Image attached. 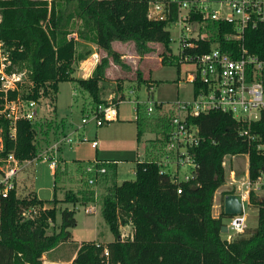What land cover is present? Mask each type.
Masks as SVG:
<instances>
[{
	"label": "trees",
	"instance_id": "trees-1",
	"mask_svg": "<svg viewBox=\"0 0 264 264\" xmlns=\"http://www.w3.org/2000/svg\"><path fill=\"white\" fill-rule=\"evenodd\" d=\"M151 3L77 0L75 9L68 11L56 0H0V40L11 54L10 70L26 71L33 84L26 98L55 101L59 85L74 81L90 96L95 110L111 104L118 108L126 100L124 93H120L117 103L106 101L101 93L111 61L123 65L114 42H133L139 56L154 51L150 44H161L162 64L176 65L168 27L177 19V7L172 6L168 19L153 20L149 17ZM77 20L81 24L72 32ZM216 26L227 31L225 24ZM88 44L96 45L107 55L90 78H75V64L93 55ZM246 45L250 52L264 57V26L247 31ZM137 81L147 83L148 91L153 88L141 72H137ZM153 95L154 91L150 99ZM160 109L155 104L168 139L169 117L161 115ZM38 121H20L16 142L11 140L5 124L3 155L14 152L21 161L36 159ZM137 122L140 140L145 128L141 127L140 118ZM195 122L201 131L194 150L198 167L189 181H177L161 173L157 161L146 160L137 162L134 181L120 186L115 183L108 190L102 201V216L116 240L107 245L83 242L66 254L65 246L73 237L70 230L77 226L75 213L68 208L61 211L60 231L49 233L51 224L57 221L59 204L94 202V191L84 193L83 199L68 191L63 200L52 201L41 200L35 193L21 197L17 191L5 198L0 196V264H264V199L259 201L251 191L249 202L258 208V226L231 240L222 236L224 219L231 216L224 211L217 218L213 216L216 192L226 184V157L248 155L250 181L254 184L263 177L264 151L258 146L264 145V113L250 128L221 115L201 116ZM247 129L255 141L241 135ZM96 167L106 169L98 176H105L110 170L117 179L116 164L105 162ZM129 224L133 227L131 238L120 240L121 227ZM61 248L65 253L56 254Z\"/></svg>",
	"mask_w": 264,
	"mask_h": 264
},
{
	"label": "rangeland",
	"instance_id": "rangeland-1",
	"mask_svg": "<svg viewBox=\"0 0 264 264\" xmlns=\"http://www.w3.org/2000/svg\"><path fill=\"white\" fill-rule=\"evenodd\" d=\"M52 1V0H48ZM62 3L63 8L73 11L77 6V0H56ZM152 3L164 0H151ZM209 1V0H208ZM217 1V0H210ZM80 21L74 22L72 32H75ZM173 40L171 44L172 53L178 50V31L174 25L168 27ZM73 36H76L74 33ZM98 56H92L74 66L75 78H90L97 65L107 54L104 50L98 49L96 45L88 44ZM114 49L122 55L123 65L111 61L106 71V80L101 84L102 97L108 102L117 103L120 93H124L126 100L118 106L119 119L98 127L94 121L95 106L92 105L90 96L76 82H64L59 85V91L55 101L45 98L41 103L40 117L37 122V147L38 158L33 164L23 169L19 175V189L17 193L24 197L35 193L38 198L44 201L53 199H64L68 191L80 196L88 191L95 192V201L88 203L58 205V217L52 223L49 233L59 232L61 225V211L68 208L73 210L77 226L72 228V240L65 247L67 253L83 242L97 241L107 245L116 240L102 216V201L108 194V190L115 183L121 185L125 181L135 180L134 168L137 162L146 160H163L170 155L167 139L165 138V126L160 121L161 116L157 113L147 114V109L152 102L165 104L167 107L182 101L189 100L193 96V87L184 82L179 83L180 69L177 65L162 64L160 58L164 50L161 44L153 43L150 47L154 50L144 56H139L133 42H116ZM101 52V53H100ZM137 72L143 73L153 85L154 95L149 99L147 83L137 81ZM183 71L181 72V75ZM27 89L32 86L28 83ZM133 92V94H132ZM140 101V106L135 100ZM139 108V112L137 110ZM89 115V116H88ZM89 118L87 124L83 123ZM145 128V132L138 140V122ZM207 122H204L206 124ZM71 139L72 143H66ZM60 141L58 152L51 151L52 146ZM97 143L95 147L93 143ZM45 157L56 159L58 164L55 171L51 161H43ZM95 162L114 163L117 168V179L113 178L110 170L105 176H98L94 185L88 183L86 168ZM226 185L228 191L233 190L229 184L231 181L230 172L233 170L240 176V182L246 181L245 175L249 171V156H228L225 159ZM170 174L177 171V167L171 166L166 169ZM190 169L181 168L178 170L177 180H184L189 175ZM116 177V176H115ZM243 178V179H242ZM116 180V181H115ZM259 201L264 199V189L255 192ZM214 200L213 216L219 217L222 210L223 199ZM50 205H48L49 207ZM94 207V214L86 213V209ZM246 216V229H253L258 226V208L247 201L243 203ZM228 227L230 218L224 219ZM124 229V228H123ZM239 233L229 229L222 233L224 239L231 240ZM63 248L56 254H64ZM66 256V255H65Z\"/></svg>",
	"mask_w": 264,
	"mask_h": 264
},
{
	"label": "built area",
	"instance_id": "built-area-1",
	"mask_svg": "<svg viewBox=\"0 0 264 264\" xmlns=\"http://www.w3.org/2000/svg\"><path fill=\"white\" fill-rule=\"evenodd\" d=\"M177 7V19L174 25L178 31V50L171 53L180 69L179 83L184 82L193 87V96L189 100L178 101L169 107L152 102L147 111L156 113L155 104L161 106V115L169 117L170 131L167 139L168 149L175 156L168 155L163 160H155L161 166V173L177 179L178 170L190 169L184 180L189 181L194 170L198 167L195 148L200 142V126L195 119L201 116L221 115L242 122L250 128L252 123L261 119L264 113V57L250 52L246 45V33L264 26V0H164L151 3L149 17L153 20L168 19L172 6ZM2 16L0 15V24ZM216 24H225L227 31H222ZM170 25V26H171ZM171 41L173 42L172 38ZM209 48L208 51L206 49ZM13 66L11 54L4 48L0 40V196L8 197L12 191L19 189V175L24 168L33 164L34 160H19L14 152H4V125L9 128L10 138L16 142L18 124L22 120L35 122L39 120L41 103L28 99L30 93L27 84V72L10 70ZM183 74L181 75V72ZM154 89L148 92V96ZM27 93V95H25ZM133 94V92H132ZM150 99V97H149ZM136 105L140 101L135 100ZM94 121L98 127L117 121L119 111L115 104L101 105L93 112ZM89 116V115H88ZM89 118L83 120L84 124ZM241 135L248 141L256 140L250 129ZM71 144V139H66ZM95 147L98 144L93 143ZM60 141L51 150L58 152ZM264 151V145H259ZM38 158V157H37ZM51 161L53 170L57 160L45 157L43 161ZM102 163L95 162L87 166L88 183L94 185L99 173L104 174L105 168H97ZM175 166L177 171L170 174L167 168ZM231 175L235 176L232 171ZM245 190L242 201H249L251 191L264 189L263 177L254 184L250 181L249 171L247 180L242 185ZM182 190L179 189L178 194ZM96 209L90 207L86 213L94 214ZM128 226H122L125 229ZM246 216L243 208L241 215L230 218L229 229L236 233L246 230ZM133 231V229H132ZM132 232H123L120 240L131 238Z\"/></svg>",
	"mask_w": 264,
	"mask_h": 264
},
{
	"label": "crops",
	"instance_id": "crops-1",
	"mask_svg": "<svg viewBox=\"0 0 264 264\" xmlns=\"http://www.w3.org/2000/svg\"><path fill=\"white\" fill-rule=\"evenodd\" d=\"M115 43L116 42H114L113 43V46H115ZM115 48V47H114ZM101 53V52H100ZM93 54H94V56H98L99 54L98 53H96V51L95 52H93ZM89 59V58H88ZM87 61V60H86ZM85 62V61H84ZM153 160V159H152ZM149 161H151V160H149ZM233 171V170H232ZM231 171V172H232ZM231 172H230V177H231V181L229 182V184L231 185V186H233V190L232 191H228V189H227V186L228 185H224V186H222L217 192H216V195H215V201L216 202H219L218 200L219 199H221V197H222V199H223V202H222V210H221V212L222 211H224L225 212V200H226V198L228 197V196H236L240 201H241V203H242V208H244L243 207V203H244V201H242V199H241V196L244 194V190H245V188L242 186L243 185V183L245 182V181H243V182H240L241 180H240V176H239V174L238 173H236L235 171V176H233V175H231ZM135 173H136V167L134 168V175H135ZM247 173H248V171L246 172V175H245V180H247ZM243 179V178H242ZM134 181V180H133ZM246 202V201H245ZM248 203H249V201H247ZM239 215H241V214H239ZM236 216V215H235ZM132 229H133V227L132 226H128V227H126L125 229H121L120 230V232H121V234L123 233V232H126V231H128L129 233L130 232H132ZM228 232V231H227ZM45 264H70V263H68V262H52V261H46L45 262Z\"/></svg>",
	"mask_w": 264,
	"mask_h": 264
},
{
	"label": "water",
	"instance_id": "water-1",
	"mask_svg": "<svg viewBox=\"0 0 264 264\" xmlns=\"http://www.w3.org/2000/svg\"><path fill=\"white\" fill-rule=\"evenodd\" d=\"M264 174V170H263ZM225 213L227 216H237L243 213L242 203L236 196H228L225 200ZM228 231V227L225 226L222 229V232L225 233ZM120 239V238H119Z\"/></svg>",
	"mask_w": 264,
	"mask_h": 264
}]
</instances>
